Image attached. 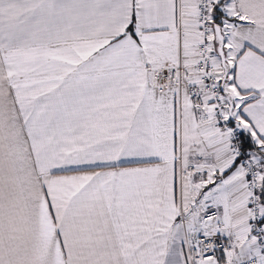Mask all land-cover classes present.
<instances>
[{"label": "snow or ice", "instance_id": "6c2138e0", "mask_svg": "<svg viewBox=\"0 0 264 264\" xmlns=\"http://www.w3.org/2000/svg\"><path fill=\"white\" fill-rule=\"evenodd\" d=\"M0 264H264V0H0Z\"/></svg>", "mask_w": 264, "mask_h": 264}]
</instances>
